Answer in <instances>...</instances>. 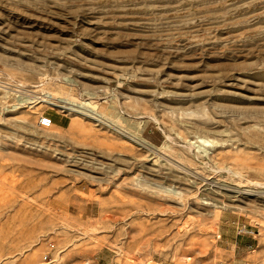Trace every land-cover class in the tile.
<instances>
[{
  "label": "rangeland",
  "instance_id": "obj_1",
  "mask_svg": "<svg viewBox=\"0 0 264 264\" xmlns=\"http://www.w3.org/2000/svg\"><path fill=\"white\" fill-rule=\"evenodd\" d=\"M0 81V264H264V0H0Z\"/></svg>",
  "mask_w": 264,
  "mask_h": 264
},
{
  "label": "bare ground",
  "instance_id": "obj_2",
  "mask_svg": "<svg viewBox=\"0 0 264 264\" xmlns=\"http://www.w3.org/2000/svg\"><path fill=\"white\" fill-rule=\"evenodd\" d=\"M5 83H9V82H5ZM43 88L44 89H43L42 94L39 95V96H35V99H31L30 97H27L25 95H19L18 97H15V102L11 105V107L19 108V107H21L20 106L21 104L26 105V104H29V103H33L35 101H37V102L38 101H42V102H46L48 104L57 106V107H59L61 109L73 110V111H75V113H78V114H81V115H84V116H89V117H91V118H93L95 120H99L101 122L103 121V119L107 118L106 116H109V117L116 116V112L114 111V107H111V108L108 107L109 111L106 112V114H104L103 112L98 111L95 108V101H93V100H88L87 99V100H79V101L75 102L72 99H70L69 96H67V95H64V94L63 95H57L56 92L47 90L45 86ZM0 89H2V91H4V93L13 92L12 91L13 88L4 85L2 83V81H0ZM73 105H76L77 107H74ZM4 108L7 109V105L4 106ZM49 127H55V123L52 122V124ZM70 127L72 129H76V130L80 131L81 133L97 135V132L95 130H93L92 128L86 126L82 122V120H80V119L79 120L78 119H73L70 122ZM125 137H127V139L129 141L134 142L135 144L139 143V142H137L135 140L134 136L133 137L132 136H130V137L129 136H125ZM195 138H196L195 142L196 141H199V142H202V143L207 142V140H205V139H203V138H201L199 136H195ZM141 142L143 143V141H141ZM215 207L217 209H219V208H221L223 206H219L216 203ZM219 210H217V211L219 212Z\"/></svg>",
  "mask_w": 264,
  "mask_h": 264
},
{
  "label": "built area",
  "instance_id": "obj_3",
  "mask_svg": "<svg viewBox=\"0 0 264 264\" xmlns=\"http://www.w3.org/2000/svg\"><path fill=\"white\" fill-rule=\"evenodd\" d=\"M53 122V118L45 113H40L37 117V125L43 128L49 127Z\"/></svg>",
  "mask_w": 264,
  "mask_h": 264
}]
</instances>
